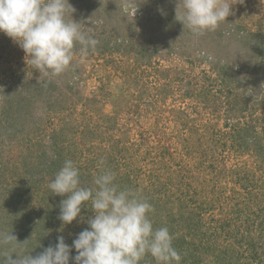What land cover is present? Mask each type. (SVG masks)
Returning <instances> with one entry per match:
<instances>
[{"label":"rangeland","instance_id":"rangeland-1","mask_svg":"<svg viewBox=\"0 0 264 264\" xmlns=\"http://www.w3.org/2000/svg\"><path fill=\"white\" fill-rule=\"evenodd\" d=\"M125 2L107 0V147L125 151L120 160L140 173L153 226L168 227L180 264L197 256L201 264H264V0H227L232 14L198 37L175 19L177 0H138L135 16ZM69 3L99 43L86 55L77 45L58 77L28 65L0 32V230L28 240L15 251L33 256L60 235L71 246L88 227V202L62 225L67 196L49 184L71 159L81 186H93L106 147V0ZM55 133L67 134L63 145ZM29 138L44 141L46 155ZM195 212L203 221L193 224ZM195 231L193 240L217 241L228 254L217 260L209 242L196 243L210 254L188 253Z\"/></svg>","mask_w":264,"mask_h":264},{"label":"clouds","instance_id":"clouds-1","mask_svg":"<svg viewBox=\"0 0 264 264\" xmlns=\"http://www.w3.org/2000/svg\"><path fill=\"white\" fill-rule=\"evenodd\" d=\"M138 6V0H126L124 11L135 16ZM74 11L69 0H0V32L26 53L28 65L46 78L58 77L72 65L77 45L86 55L99 43L81 30L82 23L73 19ZM175 13L184 30L196 37L216 30L232 14L227 0H177ZM103 164L101 159V171L91 187L81 186L80 170L71 159L65 160L49 184L52 194L67 196L60 203L62 225L77 220L85 202H91L88 227L71 246L60 235L55 244L33 256L32 251H15L28 240L20 243L12 232L0 230V264H70V260L74 264H141L147 256L156 264H180L181 255L168 227L153 226V205L138 191L121 188L116 174Z\"/></svg>","mask_w":264,"mask_h":264},{"label":"trees","instance_id":"trees-1","mask_svg":"<svg viewBox=\"0 0 264 264\" xmlns=\"http://www.w3.org/2000/svg\"><path fill=\"white\" fill-rule=\"evenodd\" d=\"M125 46H127V45H125ZM128 52H129V50H128ZM205 94V93H204ZM74 124L72 123V126H73ZM87 127V126H86ZM87 134H91V137L90 138H92V135H94V136H97V135H95L96 134V131H94L93 132V130L90 128V127H87ZM91 131V132H90ZM66 136V138H67V134L65 133V134H62V135H59V133H55V134H53L52 135V138L54 139V141H55V144H58V141L59 140H62L61 141V144L63 145V143H64V141H65V138H63V137H65ZM89 137H86V138H89ZM29 141H33V139L32 138H29L28 139ZM34 142V141H33ZM40 144H41V146L42 147H45L46 146V144H45V142L43 141V145H42V140H40V139H38L37 138V141L36 142H34V144L33 145H38L39 147H41L40 146ZM62 145H58L60 148H63V146ZM104 148V154H97V157H99V159L100 158H102L103 159V161H104V169H106V147H103ZM47 150V148L45 147V148H43V149H41V151L43 152L42 154H40L41 156L43 155H46V151ZM103 150V149H102ZM60 152H57V155H61L62 154V149L61 150H59ZM125 151H122V150H119V151H117V150H113V151H111L110 150V147H107V157H108V159H107V169H110V170H112L115 174H116V183L121 187V188H131V189H134V190H136V191H138L139 192V189L141 188V183H142V181H141V179H142V177H141V175H140V173L139 172H137L136 170H133V173H134V177H133V175H132V173L129 171V165L128 164H132V163H126V162H124V161H122V160H120V158H121V156L120 155H122L123 153H124ZM61 153V154H60ZM98 153V152H97ZM97 160V163L101 160ZM95 163H96V161H95ZM136 174V175H135ZM145 190V189H144ZM140 193V192H139ZM148 195H149V202L151 203L154 199H153V195H151L150 194V192L148 193ZM151 198V199H150ZM191 199V201L192 200H195L193 197H190ZM90 205H91V202L89 201L88 202ZM181 208H188V206H186L185 205V203H184V201H182V199H181ZM192 210V209H191ZM202 220V217H201V212H195V214L193 215V213H191V216H190V218H189V222H191V223H193V224H195L196 222H199V221H201ZM203 221V220H202ZM231 233H233V232H231ZM230 232H228V234H231ZM190 234H192L191 235V237H192V243H193V246H194V249H192V247H187V250H188V253H190V252H193V251H196L197 253H200L199 255H201L202 253L203 254H205V255H208V254H210L211 252H212V250L211 251H207V252H205V251H202L201 252V250H200V248H199V246L200 245H206V242L208 243L209 242V240L207 239V241L204 239V238H202V239H200L199 241H195V240H193V237L194 236H197V234H198V232L197 231H195V233H190ZM200 234V233H199ZM199 234H198V236H199ZM213 238V237H212ZM196 242H199L200 243V245H197L198 243H196ZM212 242V243H211ZM211 242H209L208 244H210L211 246H212V249H214L215 248V246H217L216 248H218L219 250V253L218 254H215V257H217V260H219L218 258H220L221 257V255H222V253L224 252V250L226 251V252H224V253H226V255L228 254V249L226 250V249H223V245H221V243H218L217 241H211ZM217 242V243H216ZM173 243H174V239H173ZM214 247V248H213ZM215 250H217V249H215ZM190 251V252H189ZM182 252H184V250L182 251ZM190 254H192V253H190ZM211 256H213V254L211 255ZM205 256H203V257H201V256H197V257H195L194 259L195 260H190V262L188 263V264H201L202 263V259L204 258ZM152 262H155L156 263V261L152 258V257H150V256H147V257H145V259L144 260H142L141 261V264H146V263H148V264H152Z\"/></svg>","mask_w":264,"mask_h":264}]
</instances>
